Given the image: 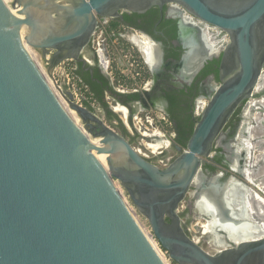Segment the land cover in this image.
Segmentation results:
<instances>
[{"label":"water","instance_id":"95a60500","mask_svg":"<svg viewBox=\"0 0 264 264\" xmlns=\"http://www.w3.org/2000/svg\"><path fill=\"white\" fill-rule=\"evenodd\" d=\"M166 3L228 40L219 58V84L204 96L185 147L176 146L179 155L160 169L69 95L79 128L26 47L49 55L50 75L64 61L85 65L81 56L100 22ZM9 6L0 0V264H166L113 179L175 264H264V236L206 251L187 234L179 213L194 188L196 203L207 194L214 208L199 212L197 220L216 217L215 231L225 233L221 221L234 219V179L220 183L221 174L208 177L202 166L233 113L258 90L264 0H11ZM177 37L186 49L181 66L192 76L204 65L203 54L182 28Z\"/></svg>","mask_w":264,"mask_h":264},{"label":"flooded vegetation","instance_id":"af4514ba","mask_svg":"<svg viewBox=\"0 0 264 264\" xmlns=\"http://www.w3.org/2000/svg\"><path fill=\"white\" fill-rule=\"evenodd\" d=\"M107 22L108 27L115 31V35L120 40L124 39L122 35L126 37L135 33L134 36L137 37H134L132 42L135 50L142 56L150 77L148 90L143 94H132L136 95L137 99L129 100L123 106L129 110L130 114L132 111L136 113L146 110L163 112L171 123L173 134V136L170 135L169 138L164 139L152 136L151 140L160 144V147L154 150L143 145V138L138 132L132 134L127 130L129 134L127 140H132L131 145L146 160L160 169H165L179 155L176 146L181 145L175 141L178 133L183 137L189 125L197 122L205 100L204 96L212 94V90L219 84L217 71L219 58L228 38L223 32L200 22L190 16L181 6L174 3H166L162 8L152 7L142 14L122 12L121 18L107 19ZM181 28L188 34V41L199 44V52L204 57L203 67L192 76L185 74L181 66L182 57L186 52L183 43L177 37ZM146 44L149 45L148 51H145ZM81 57L86 62L85 65L73 62L74 73H76L79 82H91L96 90L105 86L113 89L104 66L94 49L93 38ZM252 97L256 100L253 102L249 99L245 100L233 113L223 129L219 143H214L212 156L202 166V171L208 177L221 174L220 183H225L230 177L233 178L234 181L231 180L229 183V188L233 187L230 190L231 193H234L233 199H237L239 203L242 202L244 196L249 199L251 205L254 206L252 207L256 209L253 210L251 216L262 222L264 218L261 216V211H258L257 203L259 202L255 199V189L251 185L253 182L258 185L262 184L261 189H264V156L256 159L253 155L254 150L261 148L264 144V141L255 140L253 135L255 128L263 123V118L259 116V112L264 109V105L257 104L258 107L254 106V102L264 98L263 88L258 89ZM110 102L112 105L109 104ZM110 102L108 103L109 108L115 113L114 107L116 105H113L120 103L115 100ZM254 111H256L255 116ZM95 112L103 116L104 109L99 108ZM248 139L253 148L252 158L247 149L246 140ZM247 175H250L253 182H248ZM204 186H207V182ZM198 192L199 190L191 188L179 206L182 225L187 230V234L204 250L210 251L209 247L216 250L210 242L209 234L203 233L202 225H195L198 228L197 233H193L190 227L197 214L202 213L201 207L210 208L212 212L214 211V208L212 210L213 206L211 204L209 206L206 202L207 194H203L202 199L196 203ZM206 204L207 206H205ZM232 216L234 219L221 222L232 227L247 222L245 214L241 211H233ZM217 234L231 244V241L226 237V231Z\"/></svg>","mask_w":264,"mask_h":264},{"label":"built area","instance_id":"2783aa9c","mask_svg":"<svg viewBox=\"0 0 264 264\" xmlns=\"http://www.w3.org/2000/svg\"><path fill=\"white\" fill-rule=\"evenodd\" d=\"M93 46L117 94H143L148 90L150 77L142 56L139 55L134 46L129 47L122 44L119 37L115 35V31L108 27L107 20L100 22L98 29L94 33ZM33 51L35 52V56L43 60L46 65L48 64L49 55L42 58L38 52ZM70 63H73V61H64L52 70L51 75H49L52 88L65 100L67 105L68 96L70 95L71 101L78 106H94L87 89L76 78L74 69L70 67ZM206 102V100L203 101L201 111ZM116 106L114 107L115 109ZM123 108L125 110L121 109L118 112L119 119L130 133L138 132L141 134L143 145L146 148L152 150L158 149L152 148L153 145L157 144L151 140L152 136L161 139L169 138L170 135L173 136L171 123L163 112L146 110L130 114L126 107ZM155 147H160V145ZM146 234L164 262L166 264H173L167 252L162 249L153 236L152 231L149 230Z\"/></svg>","mask_w":264,"mask_h":264},{"label":"bare ground","instance_id":"6f19581e","mask_svg":"<svg viewBox=\"0 0 264 264\" xmlns=\"http://www.w3.org/2000/svg\"><path fill=\"white\" fill-rule=\"evenodd\" d=\"M4 2L6 3V5L8 7H10L9 4H8V0H4ZM148 47H149V45L146 44L145 51H148ZM26 48H27L28 52L30 53V55L32 56L34 62L38 66V68H39L41 74L43 75V77L45 78L46 82L52 88L49 76L47 75V73H45L44 69L38 63V60H36L35 52L29 47H26ZM262 74L260 76V80L262 79ZM260 80H259V82L257 84V89H258V86L261 87V89L264 88V80H263L262 83H260ZM52 90L54 91L56 97L58 98L59 102L63 106V108L66 111V113L68 114V116L72 119V121L76 125H78L80 119L78 118L76 112L74 110L70 109V107L65 103V100L63 98H61V96H58V93L53 88H52ZM121 109H124V108H122V106L118 105V106H116L115 111H120ZM86 135H87L88 139L91 138L88 135L87 132H86ZM91 139H92V143H97L98 142L97 139H93V138H91ZM157 145H160V144L157 143V144L153 145L152 148H159V147H155ZM248 151H249V149H248ZM99 159L103 163H105V157L104 156H100ZM242 173H243V171H242ZM247 178H248V182L249 181H250V183L253 182V180L251 179L250 175H247ZM251 186H254L253 188L255 189V191H254L255 199H257V201L259 203L261 202V207H262L263 212H264V193H262L263 191L260 192V190H262V189L258 185H256L254 182H253V185H251ZM245 191H247V190H245ZM249 192H250V190H249ZM243 202H244V205H245L244 208L241 207V206L239 207L238 205L236 206V204H234V206L232 207V211H237V212L241 211L242 213H244L246 218H247V222H244L240 226L236 225L235 227H232L229 224H224V223L222 225L224 231H226V237L230 241L237 242V241H242V240H255V239H258V238H261V237L264 236V221H262V222L257 221V219L254 216H251V214L253 213L254 209L251 208V202H250L249 199H246L245 196L243 197ZM205 206H207V204ZM201 208L202 209H200V210H201L202 213L212 212L210 208L209 209L208 208L206 209L205 207L204 208L201 207ZM217 222H218V220L216 219V217H214L210 221L205 222V225L202 226L203 233H205V235L209 234V236L211 237V241L210 242L212 243V245L215 248H217V249L225 248V247H227L229 245V243H227L228 241L226 242L223 239L224 237H222V236H220L219 234L216 233V231H215L216 227L215 226H216Z\"/></svg>","mask_w":264,"mask_h":264},{"label":"rangeland","instance_id":"374dc122","mask_svg":"<svg viewBox=\"0 0 264 264\" xmlns=\"http://www.w3.org/2000/svg\"><path fill=\"white\" fill-rule=\"evenodd\" d=\"M10 2H11V0H8V4H10ZM121 42H122V44L123 45H126V46H129V47H131V45L128 43V41L127 40H121ZM36 60H38V63L41 65V67L44 69V71H45V73H47V75L49 76L50 74H49V71H48V68H47V65L45 64V62L43 61V60H41L39 57H37L36 56ZM70 67H73V63H70ZM262 80V81H261ZM260 80V83H262L263 82V80H264V71H263V74H262V79ZM78 83V82H77ZM260 85V84H259ZM258 89L260 90L261 89V87H259L258 86ZM55 90V89H54ZM58 96H60L59 94H58ZM254 100H256V99H254L253 97H251L250 99H249V101H254ZM255 104H254V106H256V107H258V105H260V104H263L264 105V98L262 97L261 98V100L260 101H258V102H254ZM109 104H111L112 105V103L110 102ZM258 104V105H257ZM115 105H117V104H114L113 106H115ZM120 105V104H119ZM118 106V105H117ZM120 106H123V105H120ZM123 107H125V106H123ZM122 107V108H123ZM256 110H257V108H256ZM119 111H115V114L118 116V118H119V113H118ZM255 113H256V111H254V116H255ZM259 116H261L262 118H263V123L261 124V125H258L256 128H255V130H254V132H253V135H254V137H255V140H259V142H263L264 141V109H262V110H260V112H259ZM103 117V116H102ZM104 118V117H103ZM104 120H105V118H104ZM106 121V120H105ZM107 122V121H106ZM108 123V122H107ZM78 125H79V128H81V129H83V126H82V123L79 121V123H78ZM85 135H86V132H85ZM87 136V135H86ZM89 140H90V142H92V139L91 138H89ZM255 143H256V141H254ZM246 144L248 145V149H249V151L248 152H250V157H251V155H252V144H251V142H250V140L248 139V140H246ZM258 146V145H257ZM251 150V151H250ZM253 155H254V157L256 158V159H258V158H260V157H263L264 156V144H262V147L260 148H257V149H255L254 150V152H253ZM252 158V157H251ZM113 181V183H114V185L116 186V189L118 190V192H119V194L121 195V197H122V199L124 200V202L126 203V205L128 206V208L130 209V211L132 212V214L134 215V217L136 218V220L138 221V223L140 224V226L144 229V231H146V232H148L149 230H151V228H150V226H149V224H148V221L146 220V218L145 217H143L137 210H136V208L132 205V203H131V201H130V199L128 198V195L126 194V192L124 191V189L121 187V185L119 184V182L117 181V180H112ZM255 183V182H254ZM256 184V183H255ZM256 185H258V184H256ZM260 185V186H259ZM258 186L261 188V186H262V184H259ZM263 186H264V183H263ZM263 191H264V189H262ZM237 198V197H236ZM242 199H243V197H242ZM233 203L234 204H236V206L238 205L239 207L241 206V207H243L244 208V202H243V200H242V202H240L239 203V201L237 200V199H234L233 200ZM253 205H251V208H253L252 207ZM257 206H258V209H259V212L261 211V216L264 218V212H263V209H262V207H261V204L260 203H257ZM254 209V208H253ZM245 210V209H244ZM254 210H256V209H254ZM205 225V221H203V220H197V218H195L192 222H191V230H192V232L193 233H197V231H198V228L195 226V225ZM203 230V229H202ZM194 236H196V234H194ZM211 239V238H210ZM212 244V243H211ZM208 249H210V251H214V248L212 247V249L209 247Z\"/></svg>","mask_w":264,"mask_h":264},{"label":"trees","instance_id":"16d2710c","mask_svg":"<svg viewBox=\"0 0 264 264\" xmlns=\"http://www.w3.org/2000/svg\"><path fill=\"white\" fill-rule=\"evenodd\" d=\"M77 77L76 73H74ZM80 84L87 89L88 95L90 96L92 102L94 103V106L88 105V108L92 111H96L99 108L104 109L103 117L105 120L110 124L116 131H118L120 134H122L126 140L128 139V132L125 126L122 124L121 120L118 118V116L112 112V110L109 108V102L111 100H115L116 102L120 103L121 105H125L127 101L129 100H135L137 99L136 95H129L124 96L121 94H116L112 87H102L99 88V90H96V87L91 82H84L80 81ZM134 111L131 113L133 114ZM196 123H191L187 129V131L183 134V137L180 133H178L175 141L176 143L180 144L181 146L185 147L188 139L190 138L194 126ZM130 144H132V140H127ZM175 264L174 262H172Z\"/></svg>","mask_w":264,"mask_h":264},{"label":"crops","instance_id":"0c3cea01","mask_svg":"<svg viewBox=\"0 0 264 264\" xmlns=\"http://www.w3.org/2000/svg\"><path fill=\"white\" fill-rule=\"evenodd\" d=\"M126 33V32H125ZM135 35V33H132V36H126V37H124L125 35H122V37L124 38L123 40H127L128 41V43L131 45V46H134V44H133V42H132V39L134 38V37H137V36H134Z\"/></svg>","mask_w":264,"mask_h":264}]
</instances>
